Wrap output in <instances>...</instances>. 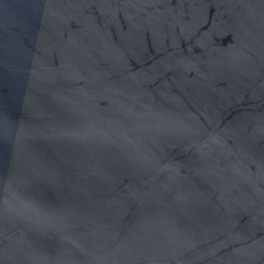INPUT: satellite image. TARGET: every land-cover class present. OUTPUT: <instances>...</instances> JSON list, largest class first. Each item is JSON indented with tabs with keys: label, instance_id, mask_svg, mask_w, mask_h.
Returning <instances> with one entry per match:
<instances>
[{
	"label": "water",
	"instance_id": "water-1",
	"mask_svg": "<svg viewBox=\"0 0 264 264\" xmlns=\"http://www.w3.org/2000/svg\"><path fill=\"white\" fill-rule=\"evenodd\" d=\"M0 264H264V0H0Z\"/></svg>",
	"mask_w": 264,
	"mask_h": 264
}]
</instances>
